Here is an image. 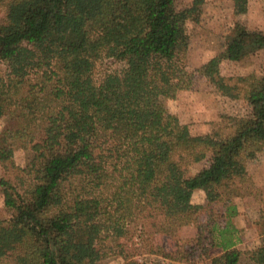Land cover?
<instances>
[{"label": "trees", "instance_id": "obj_1", "mask_svg": "<svg viewBox=\"0 0 264 264\" xmlns=\"http://www.w3.org/2000/svg\"><path fill=\"white\" fill-rule=\"evenodd\" d=\"M204 0H7L0 17V264H240L232 218L258 199L248 166L264 156V75L220 65L264 50V29L234 21L225 48L194 71L186 23ZM234 16L249 0H232ZM103 58L119 73L93 76ZM198 73L238 113L193 135L162 100ZM22 152L23 164H16ZM203 192L206 204L194 202ZM260 235L264 236L261 216ZM194 226L190 239L178 238ZM135 234L138 261L124 241ZM161 238V239H160ZM167 238L168 247L163 239ZM221 253L210 257L213 248ZM264 264V244L250 250Z\"/></svg>", "mask_w": 264, "mask_h": 264}, {"label": "rangeland", "instance_id": "obj_2", "mask_svg": "<svg viewBox=\"0 0 264 264\" xmlns=\"http://www.w3.org/2000/svg\"><path fill=\"white\" fill-rule=\"evenodd\" d=\"M7 0H0V17L4 14V4ZM192 0H178V8H184L191 4ZM232 0H204L198 21L186 23V36L188 50L186 65L188 70L194 71L210 58L216 56L225 48L226 35L229 26L234 21H239L249 29H264V0H249L248 11L244 15L234 16L232 12ZM123 65L113 59L103 58L95 63L93 76L99 82L105 75L119 73ZM4 67L0 65V75ZM220 74L224 77H235L248 74L264 75V50L257 51L249 57L237 61H224L220 65ZM166 109L176 115L186 124L193 135H201L217 130H225L228 123L221 115L238 113L240 105L227 103L219 96L214 87L207 80L194 73L193 83L190 89L177 91L168 98L162 100ZM7 120H0V130L6 127ZM16 164L22 165L24 156L22 152L16 153ZM248 172L260 189L258 199L247 197L238 202V214L232 218V224L238 231L239 243L236 248L241 252L240 264H254L248 258V252L264 244V236L260 235L261 216L264 217V156L252 162L248 166ZM4 173L0 168V177ZM196 204L205 205L206 198L203 192H197L194 197ZM10 212L5 209L0 188V219L8 220ZM264 220V219H263ZM196 230L194 226L182 228L178 238L190 239ZM161 239V238H160ZM167 238L164 245L168 247ZM136 246L135 234L130 240L124 241L126 255L138 261L149 259L140 255ZM221 253V249L213 247L209 251L210 257ZM129 260L116 255L102 261L100 264H127Z\"/></svg>", "mask_w": 264, "mask_h": 264}]
</instances>
